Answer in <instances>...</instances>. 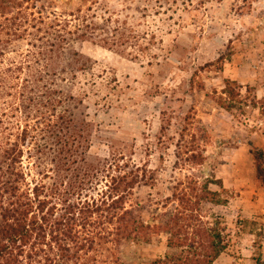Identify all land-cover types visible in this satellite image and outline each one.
I'll return each instance as SVG.
<instances>
[{
    "label": "rangeland",
    "instance_id": "obj_1",
    "mask_svg": "<svg viewBox=\"0 0 264 264\" xmlns=\"http://www.w3.org/2000/svg\"><path fill=\"white\" fill-rule=\"evenodd\" d=\"M18 1L21 7L0 15L2 141L20 131L21 115L9 119V104L34 66L55 99L64 95L56 115L69 108L89 141L88 149L78 145L86 164L74 166L87 174L81 198L125 175L121 205L137 222L165 227L172 217L189 234L210 222L226 244L214 264H264V204L256 205L264 194L248 155L260 150L247 146L264 133V0ZM47 42L56 47L43 50ZM50 62L56 76L49 78ZM48 131L44 122L43 165L31 175L43 173L50 185ZM260 167L264 176L263 161ZM169 237L161 228L149 242L109 238L82 251L78 264H149L170 252Z\"/></svg>",
    "mask_w": 264,
    "mask_h": 264
},
{
    "label": "trees",
    "instance_id": "obj_2",
    "mask_svg": "<svg viewBox=\"0 0 264 264\" xmlns=\"http://www.w3.org/2000/svg\"><path fill=\"white\" fill-rule=\"evenodd\" d=\"M80 1L83 4L93 3V0ZM15 6L21 7L22 3L18 0H0V15L10 13ZM52 45L56 47L47 42L41 48L45 50ZM56 58L60 59L61 56ZM52 63L45 64V76L49 78L56 76L50 66ZM27 66L30 70L28 84L23 90L19 89L18 102L9 104V119L15 120L17 113L21 115V124L17 125L20 131L13 135L14 141L8 139L4 142L0 138V264H78L79 254L87 249L92 250L93 245L108 243L110 239L116 243L149 242L155 230L161 228L170 235L167 241L170 252L149 264H214L226 250L223 229L213 230L210 222L203 223L199 229L200 222L189 234L188 227H179L172 217L164 223L165 227L137 222L133 213L125 211L121 205L125 175L112 178L105 192H97L95 197L81 198L85 190L83 178L87 174L79 175L81 168L79 170L74 166L86 164L83 158L85 151L83 147L79 150L78 145L85 144L88 149L89 141L82 135L83 128L77 129L75 114L69 108L65 107L56 115L57 106L64 104V95L55 99L54 91L43 85V71ZM10 72L7 70L8 81L15 78L9 75ZM0 84V98H3L5 81ZM14 87L12 85L10 89ZM8 96L14 97L11 93ZM70 100L73 99L70 97ZM54 116H57L56 120L51 122ZM44 122L48 124V134L53 138L49 148L44 147L50 152L54 165L49 172H55L56 177L53 180L56 182L50 185L43 183V173L36 172L34 179V175H31L34 168L43 165L45 154L43 145L38 141L43 142ZM7 125L11 128L15 126V121L8 120ZM251 153L255 171L264 188L260 167V162L263 161L264 165V153L257 150ZM24 154L29 160L27 166L23 163ZM35 154V161L30 163ZM36 161L40 162L37 164ZM63 172L69 174L65 179L67 183L63 182ZM99 173V169L94 168L92 177L97 179ZM38 175L41 176L40 181L36 179ZM44 176L49 178L48 174ZM64 185L67 188L62 190ZM214 224L218 226L219 223Z\"/></svg>",
    "mask_w": 264,
    "mask_h": 264
},
{
    "label": "crops",
    "instance_id": "obj_3",
    "mask_svg": "<svg viewBox=\"0 0 264 264\" xmlns=\"http://www.w3.org/2000/svg\"><path fill=\"white\" fill-rule=\"evenodd\" d=\"M256 134V136H257V141H253L252 140V138H250V140L248 141V143H249V145H247L248 147H251L250 145L252 144V146L253 145H255L256 147H258V149L261 151V152H263L264 153V133H262V132H260V134H258V132H256L255 133ZM256 142H258V143H256ZM246 147V146H245ZM238 148V147H237ZM240 149H237L236 151H239ZM252 150V148L251 149H249L248 150V155L251 157L252 156V153L250 152ZM233 169H235V166L233 165ZM254 169H255V166H254ZM235 171V170H234ZM254 171V170H253ZM240 178H236V180L234 181V184H237V183H239L240 184ZM253 183L252 182H250V186L252 185V184H256L257 183V181H258V179H257V177H254L253 179ZM227 181L228 180H226V179H223V180H221V183L222 184H226L227 183ZM255 189H257V191H258V193L259 194H264V188L260 185L259 186V188H255ZM259 203H263L264 204V200L263 201H256V205L257 206H260V204Z\"/></svg>",
    "mask_w": 264,
    "mask_h": 264
}]
</instances>
